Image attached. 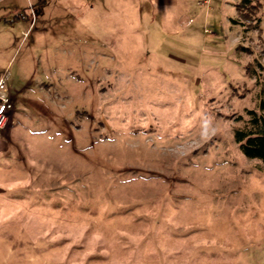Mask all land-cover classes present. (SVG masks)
<instances>
[{
  "label": "rangeland",
  "instance_id": "374dc122",
  "mask_svg": "<svg viewBox=\"0 0 264 264\" xmlns=\"http://www.w3.org/2000/svg\"><path fill=\"white\" fill-rule=\"evenodd\" d=\"M237 1L0 0V264H264V169L233 139L264 0L257 28Z\"/></svg>",
  "mask_w": 264,
  "mask_h": 264
},
{
  "label": "trees",
  "instance_id": "16d2710c",
  "mask_svg": "<svg viewBox=\"0 0 264 264\" xmlns=\"http://www.w3.org/2000/svg\"><path fill=\"white\" fill-rule=\"evenodd\" d=\"M262 0H238L236 10L245 20H253L252 28H257L259 18H253L262 5ZM232 22L237 23L236 19ZM245 24L244 22H240ZM247 29V28H245ZM248 118L243 120L238 116L237 120H243V125L233 129V139L241 153L249 159H259L264 169V99L260 100L259 108L245 109Z\"/></svg>",
  "mask_w": 264,
  "mask_h": 264
},
{
  "label": "built area",
  "instance_id": "2783aa9c",
  "mask_svg": "<svg viewBox=\"0 0 264 264\" xmlns=\"http://www.w3.org/2000/svg\"><path fill=\"white\" fill-rule=\"evenodd\" d=\"M12 107L13 103L10 95L6 91L4 76L0 75V129L6 126Z\"/></svg>",
  "mask_w": 264,
  "mask_h": 264
},
{
  "label": "crops",
  "instance_id": "0c3cea01",
  "mask_svg": "<svg viewBox=\"0 0 264 264\" xmlns=\"http://www.w3.org/2000/svg\"><path fill=\"white\" fill-rule=\"evenodd\" d=\"M11 100L13 101V97H11ZM12 103H14V102H12ZM12 109H13V107H12ZM12 109L9 112L8 121H7L6 126L4 128H2V129H0V134L3 133V132H6L7 136H8V133L10 132V118L12 116ZM0 159H1V139H0ZM0 172H1V164H0Z\"/></svg>",
  "mask_w": 264,
  "mask_h": 264
}]
</instances>
